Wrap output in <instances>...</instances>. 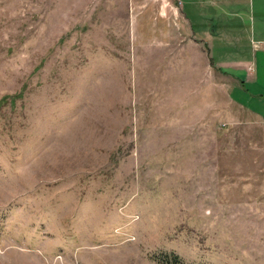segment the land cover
<instances>
[{"label": "rangeland", "instance_id": "374dc122", "mask_svg": "<svg viewBox=\"0 0 264 264\" xmlns=\"http://www.w3.org/2000/svg\"><path fill=\"white\" fill-rule=\"evenodd\" d=\"M233 1L0 0V264H264V121L236 102L264 114L262 51L254 84L216 64L259 3Z\"/></svg>", "mask_w": 264, "mask_h": 264}, {"label": "crops", "instance_id": "0c3cea01", "mask_svg": "<svg viewBox=\"0 0 264 264\" xmlns=\"http://www.w3.org/2000/svg\"><path fill=\"white\" fill-rule=\"evenodd\" d=\"M230 4H233V0H229ZM247 0H243V3L245 4ZM252 5V1H250ZM259 7L258 12L255 14L253 10H251L249 13H246V11L240 12H234V11H224L226 15H228V21L226 23L225 31L222 34H218L219 36L216 37L220 40L219 45L221 46L220 57L219 60H217L216 64H219L220 66L223 65L225 69L229 68V64H235L238 67H235L236 70L232 71L237 75V78L240 79L241 85L250 84V83H256L255 80V74L257 73L256 69V62H257V51L261 50V62L264 61V0H258ZM232 17V18H231ZM234 17H238L237 22L239 25L234 26L233 21ZM185 23H187V26H189L188 20L183 17ZM188 28V27H187ZM190 32V30H189ZM196 33V32H195ZM243 33L240 36V34ZM250 34L251 37H255V41L257 42L253 46L248 45V49L246 50L244 43L247 41L248 35ZM196 40L199 41V45L206 46L209 49H213L214 47V39L213 35L208 33L207 31H203L201 37L196 38L195 35H193ZM257 40V41H256ZM255 46L256 49L255 50ZM229 50H231L234 53H228ZM213 57V56H212ZM236 57V60L231 62L230 60ZM231 62V63H230ZM247 66V67H246ZM261 90L258 91V95H262L264 93V83L260 85ZM242 89V88H241ZM240 98V97H239ZM237 103H239L245 110L249 113H251L254 117L260 118L264 121V114L263 111H260L258 109H253L248 106L247 101H241L236 100Z\"/></svg>", "mask_w": 264, "mask_h": 264}, {"label": "trees", "instance_id": "16d2710c", "mask_svg": "<svg viewBox=\"0 0 264 264\" xmlns=\"http://www.w3.org/2000/svg\"><path fill=\"white\" fill-rule=\"evenodd\" d=\"M163 261H165V262H167V263L177 264V263H178V262H177V261H178V258H177V256H175V260H174V261H173V260L171 261V260H168V259H167V260H166V259H163Z\"/></svg>", "mask_w": 264, "mask_h": 264}]
</instances>
